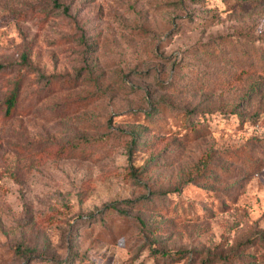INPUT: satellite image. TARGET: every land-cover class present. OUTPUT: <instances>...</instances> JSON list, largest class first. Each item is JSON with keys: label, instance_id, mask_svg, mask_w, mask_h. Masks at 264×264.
Segmentation results:
<instances>
[{"label": "rangeland", "instance_id": "374dc122", "mask_svg": "<svg viewBox=\"0 0 264 264\" xmlns=\"http://www.w3.org/2000/svg\"><path fill=\"white\" fill-rule=\"evenodd\" d=\"M0 264H264V0H0Z\"/></svg>", "mask_w": 264, "mask_h": 264}, {"label": "trees", "instance_id": "16d2710c", "mask_svg": "<svg viewBox=\"0 0 264 264\" xmlns=\"http://www.w3.org/2000/svg\"><path fill=\"white\" fill-rule=\"evenodd\" d=\"M48 85H50V82H48ZM16 100H17V88H15V90L10 94L9 99H6V102H5V112L7 114H10L11 111L14 109ZM232 121L235 122L236 121V118H233Z\"/></svg>", "mask_w": 264, "mask_h": 264}]
</instances>
